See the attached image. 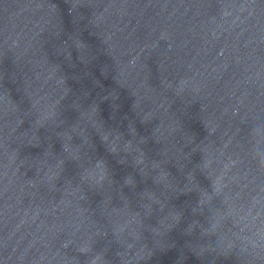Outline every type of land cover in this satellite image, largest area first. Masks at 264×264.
I'll use <instances>...</instances> for the list:
<instances>
[{"label":"clouds","instance_id":"1","mask_svg":"<svg viewBox=\"0 0 264 264\" xmlns=\"http://www.w3.org/2000/svg\"><path fill=\"white\" fill-rule=\"evenodd\" d=\"M227 15V13H225ZM187 81L181 80L177 86L176 93L180 94L184 91ZM52 115L46 118L50 119ZM116 147V144H115ZM69 154L77 156L71 146L66 145ZM251 151L257 165L264 169V124L257 123L251 129ZM204 168H207V161L204 162ZM107 177L103 164H97L95 167L86 170L84 179L95 184H101ZM161 181H165L166 177L162 173ZM217 182H212V192L217 191ZM264 191V190H262ZM211 193L205 191L201 195L199 205L203 207L204 203L211 200ZM207 227L203 229L205 235L215 237L217 246L222 250L233 249V244L229 241L226 229L231 227L234 234L248 233L241 236L242 246L241 252H249L250 250L260 254L264 253V195L252 197L249 204L244 208H215L210 211ZM174 215V214H173ZM178 219V217H176ZM123 228L118 229L123 232ZM81 251H88V244L81 247ZM91 264H103L102 258L95 257Z\"/></svg>","mask_w":264,"mask_h":264}]
</instances>
